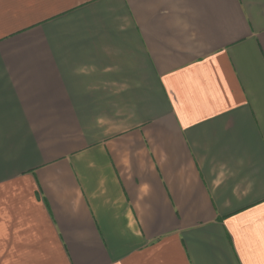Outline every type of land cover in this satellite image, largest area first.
Masks as SVG:
<instances>
[{
  "label": "crops",
  "instance_id": "0c3cea01",
  "mask_svg": "<svg viewBox=\"0 0 264 264\" xmlns=\"http://www.w3.org/2000/svg\"><path fill=\"white\" fill-rule=\"evenodd\" d=\"M0 264H264V0H0Z\"/></svg>",
  "mask_w": 264,
  "mask_h": 264
}]
</instances>
